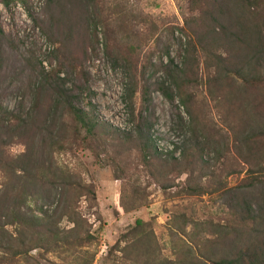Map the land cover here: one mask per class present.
Returning <instances> with one entry per match:
<instances>
[{"label": "rangeland", "instance_id": "374dc122", "mask_svg": "<svg viewBox=\"0 0 264 264\" xmlns=\"http://www.w3.org/2000/svg\"><path fill=\"white\" fill-rule=\"evenodd\" d=\"M208 9L206 0H0V105L23 120L39 99L35 125L61 129L71 148L50 149L48 133L2 147L10 161L37 162L22 212L38 219L40 241L12 264H211L237 249L241 228H232L243 204L256 216L250 224L264 231V89L228 79L211 101L205 62L217 45ZM252 12L234 7L224 17L246 44L238 46L242 58ZM174 67L185 74L184 91L210 140L189 151L186 168L168 162L173 152L180 158L184 110L159 90ZM57 79L80 107L120 132L133 128L132 110L135 117L143 111L160 161L144 165L129 145L106 152L77 142L69 117L47 118L50 97L40 89ZM7 140L0 128V142ZM10 176L0 169V202L12 190ZM7 259L0 253V264Z\"/></svg>", "mask_w": 264, "mask_h": 264}, {"label": "trees", "instance_id": "16d2710c", "mask_svg": "<svg viewBox=\"0 0 264 264\" xmlns=\"http://www.w3.org/2000/svg\"><path fill=\"white\" fill-rule=\"evenodd\" d=\"M259 1L264 3V0H228L227 4H223L218 0H206L209 7L207 18L211 24L209 35L216 36L215 43L217 45L216 51L213 49L207 54L205 62L209 73L207 86L209 93L212 94L211 101H216L215 93L221 97L222 84L228 79L237 78L247 87H262L264 89V5H261ZM48 3H53V0H48ZM234 7L253 11L251 47L247 48L248 52L245 58L238 56V46L246 44L242 39L235 38L236 35L232 32V22L227 21ZM257 16L260 18L257 19ZM224 17H227V22L224 21ZM184 77L183 71L174 67L172 70L166 71V82L159 85L160 92L168 102L178 98L180 107L183 108L185 114V118L178 115L177 129L183 134L180 158H175V152H173L168 155L170 161L166 160L171 162L169 165L172 168H184V163L186 167L189 166L185 161L189 151H198L199 153L200 146L207 147L210 141L201 133L199 117L195 115V111L193 112L192 96L184 91L188 86L184 82L186 81ZM50 84L41 86L40 89L43 90L40 93L49 94L50 97L51 105L47 118H57L62 123L64 116L69 117L74 122V134L77 142L85 144L90 150L104 148L106 152L108 147L117 148L129 145L141 155L144 165H149L152 161H160L155 138L151 133V121L142 116L143 111L138 112L135 117L132 110L133 128L129 133L120 132L110 124L98 121L91 111H85L80 107L77 96L66 87L63 80ZM133 92L134 89L131 90L130 100L133 97ZM142 94L145 97V89ZM58 110H60L59 115H56ZM39 111V99L33 104L32 112L23 120L16 119L11 112L0 105V128L4 130V135L8 139V142H0V169L7 170L8 175L12 176H10L12 190L10 193L4 194L3 200L0 202V253L8 258L5 264H12L28 251L29 245L33 241L34 243L40 241L38 236L41 224L37 218L26 216L22 212L30 180L36 174L33 171H37V162L33 159L28 166H24L20 160L10 161L4 156L2 147L11 143V140L22 136L34 137L38 134L48 133L47 141H49L50 149L58 152H66L71 149L61 143L59 137L61 129L53 133L47 131L46 121H43L40 126L35 125L40 114ZM254 137L256 136L245 138L243 142L248 143ZM200 138H203L201 142ZM174 151H177L176 147ZM243 206L240 208V212H235L234 215L237 217L238 223L232 228L235 231L241 228L234 234V246L237 249L233 253L225 254L215 260L210 259L211 264H264V231H260L258 227L254 228L250 224V221L256 220V216L250 209V205L243 204ZM7 227H14L15 234L6 233ZM29 231L33 232L34 239L29 238Z\"/></svg>", "mask_w": 264, "mask_h": 264}]
</instances>
